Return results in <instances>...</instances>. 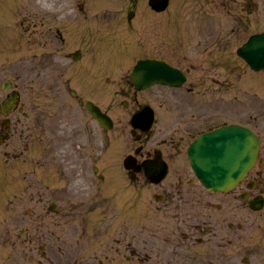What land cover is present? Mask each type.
<instances>
[{"label":"rangeland","instance_id":"374dc122","mask_svg":"<svg viewBox=\"0 0 264 264\" xmlns=\"http://www.w3.org/2000/svg\"><path fill=\"white\" fill-rule=\"evenodd\" d=\"M257 1L264 4V0ZM246 2L247 0H173L171 42L163 39L167 30L164 29L163 37H156L155 32L161 30L160 26L146 21L143 25L145 30H139L137 34L130 33L132 43L129 46L117 40H111L109 45L106 43L102 47L100 43H97V47L93 44V48L85 52L79 61L62 57L59 72L54 65L52 70H49L48 64L45 65L46 69L42 68L46 57L53 53V46L45 45V38L40 32L42 25L36 21L39 16V2L14 1V11L12 15H8V23L11 26L13 24V35L7 42V47L11 49L9 52L5 50L1 54L2 58L0 57V101L5 93L2 90L3 81L9 79L13 82L9 89H19L20 103L26 102L25 108L31 116L26 118L18 112L22 123L15 126L12 122L9 144L0 146V264H56L58 260L54 257L53 250L60 257L61 252L58 251L59 247L57 248L59 237L71 241L75 236V229L70 227L69 222L63 217L54 216L63 212L57 209L52 213L49 210L46 203L48 198H45V206L37 201L43 190L39 180L59 188L44 191L64 194L63 200H57L64 208L70 206L67 200L69 197H74V203L82 204L75 205L84 209L83 213L87 217L83 225L89 237L84 245L96 249L99 253L107 245L110 254L117 255L113 250L114 244H117L115 238L124 237L128 240L129 238L124 236L125 231L129 232L141 226L145 230L140 234L141 237L152 240V252L159 256L157 264H195L199 261L200 248L195 240L198 235L195 223L199 208H190L195 217L190 216L189 220H183L185 210L188 209L186 205L185 210L180 209L177 214L175 206L170 210L154 199L153 193L161 190V187L133 185L123 173L122 156L128 151H133L138 142L131 137L130 121L122 108V102L130 99L134 89L129 80V73L139 57L165 56L186 72L188 80L183 87L167 88L157 85L145 91L144 97H141L154 106L160 107L161 103L164 104L159 121L155 125L154 141L155 145L162 143L160 146L164 152L170 153L169 142H162V138L169 139L171 129H167V124L170 120L174 125L182 127V119L189 117L190 128L199 131L203 126L199 121H191L193 112L198 115L200 108L204 107L228 108L229 101H250L248 89L258 90L264 87L249 78V68L236 55L235 50L250 33L264 28V8L247 15ZM2 4L0 0V31L4 33L5 13L1 11ZM27 13L31 17L30 20H34V26L36 25L29 31L26 30V25L22 24L27 18ZM168 29H171L170 25ZM81 46L71 45L66 51ZM101 59L106 60L102 62L107 65L106 76L101 75L100 69L97 70ZM83 65H88L90 72L80 76L77 73L84 72ZM87 80L94 88L103 85L105 91L97 94L98 90L93 89V95L104 102L107 94L106 101L109 106L114 107V115H121L125 119H120L119 131H116V124L115 130H109V135L98 133L93 123V141L89 145L93 157L92 165L99 167V172L104 173L105 178L100 182V173L93 172L90 183L78 185L76 190H66L62 193L60 189L64 183L57 180L59 169L43 167L44 165L35 161L41 151L52 149L51 141L39 135L42 131L37 114L43 110L51 114L55 112L52 106H47L53 100L50 92H43V89H53L55 85L61 86L62 89H83V82ZM69 101L72 100L69 98ZM71 103L69 102V106ZM168 107L172 110L167 109ZM184 130L185 128L179 132L178 137L182 136ZM190 140V137H184L183 153L178 158L179 162H185V149ZM12 145L18 150L14 152V157L5 152L10 151ZM109 163L113 167L120 163L122 168V173L117 174L113 183L107 179ZM63 168L69 172L71 180L74 176L81 177L78 166L71 165V170ZM175 178L174 173H169L163 184L167 185ZM41 213L45 215L42 218L39 217ZM260 229H264V222H261ZM121 230L124 232L121 233ZM149 230L152 231L151 235ZM185 231L194 233L188 246L187 241L182 238ZM94 234L97 238L92 237ZM95 239L98 241L94 242ZM43 240L49 241L51 247L45 248L50 256L41 255L40 245ZM121 248L122 252L127 251L126 248ZM49 257L54 259L53 263L49 261ZM153 261H156L155 257L148 262ZM128 264L145 263L135 259Z\"/></svg>","mask_w":264,"mask_h":264},{"label":"flooded vegetation","instance_id":"af4514ba","mask_svg":"<svg viewBox=\"0 0 264 264\" xmlns=\"http://www.w3.org/2000/svg\"><path fill=\"white\" fill-rule=\"evenodd\" d=\"M1 2H3L1 11L13 13L12 0H9V3L8 0H1ZM172 2L173 0H153L154 4H151V0H40L38 6L39 24L42 25L40 32L45 38V45L53 46V53L46 57L42 68H45V65L48 64L49 70H52L54 65L56 70L61 72L60 59L62 57L73 59L72 57L77 55L75 52L80 51L79 56L81 59L85 52L93 48V44L100 43L102 40L104 42L117 40L121 43L124 40L122 31L139 30L144 27L143 23L146 24V21L153 22L157 27L160 26L161 30L155 32L156 37H163L165 30H167V34L163 39L171 42L172 12L174 11ZM162 4L166 6L162 9L158 8ZM218 6H221V4H218ZM246 6L247 15H252L255 11L264 8V4L257 0H247ZM26 16L27 18L24 19L22 24H25L26 30L29 31L32 26L35 27L36 25L34 26L33 19V21L30 20L31 17L28 13ZM169 25L171 29H168ZM3 31L4 33L0 31L1 58V54L5 50L10 51L11 48L7 47V42L10 41L13 35L12 28L9 29L7 26ZM71 45L82 46L66 51ZM156 57L170 61L165 56L156 55ZM84 67V72L77 74L85 76L90 72V69L87 68L88 65ZM247 67L249 68V78L251 77L257 84L264 87V69L254 71L249 65ZM99 69L101 75L105 74L106 76L108 70L106 66L104 64L99 65L97 70ZM158 86L169 87L165 85ZM52 88L43 89V92H50L53 100L47 106H52L55 112L51 114L43 110L37 114V120L40 122L42 131L39 135L41 138L44 137L51 141L52 149L41 151L35 161L39 165H44L43 167L51 166L54 169H59L57 180L64 183L63 190L60 189L64 193L66 190H76L78 185L90 183L93 172L100 173L99 167L92 165L93 157L89 151V145L93 141V123H95L98 133L109 135V130H115L116 124V131H119L120 119L125 118L121 115H114V107L109 106V102L106 101L107 94L104 102L101 101V98L93 95V89L98 90L96 91L97 94L104 92L103 86L91 87L87 80V82H83V89L74 87L62 89L59 85ZM133 88L130 99L122 102V108L130 121L131 137L138 144L133 151H128L122 156L121 164L124 175H127L133 185L147 184L156 188L161 187V190L158 189L153 193L154 199L170 210L171 207L175 206L174 210L177 214H179L180 209L185 210L186 205L188 209L185 210L183 220H189L190 216L195 217L190 208H199V216L195 223L198 235L195 240L200 248V258L195 264H264V229H260L261 222H264V95H262L264 89H256L257 91L248 89V94L251 97L250 101H230L228 108L204 107L200 108L198 115L193 112L190 116L192 122L199 121L203 126L199 131L197 130L198 134L228 122L251 128L259 138V151L256 161L245 177L228 191H214L206 189L199 179L194 176L188 157L184 156L185 162H179L178 160L181 153H183L182 142L184 137L191 138L197 134L188 125L189 117L182 119V127L174 125L170 119V121L168 120L167 129H171L170 136L169 139L162 138V142H169L170 153H165L160 146L162 143H156L157 145H155L154 141L156 136L155 125L159 121L160 111L164 104L161 103L160 107L158 105L154 106L153 103L151 104V102L141 98L144 97L143 93L146 90H137L134 86ZM2 90L5 93L0 101V137L6 138L1 140L0 145H8L12 136V122L15 123V126L22 123L18 112L26 118L31 115L25 108L26 102L20 103L21 94L19 89H4L2 87ZM13 94H15L16 100L8 101L7 99L12 98ZM69 98L72 101H69ZM80 99H82V102H79ZM87 100L94 101L100 107L101 118L99 120L85 107ZM3 102L4 106L2 105ZM69 102H72L70 106ZM167 109L172 110L171 107ZM143 110L151 111L153 114L154 123L147 129L141 128L144 126L142 122L138 126L131 124L132 117ZM108 117H111L113 121V127L110 129L107 126ZM184 128L185 130L181 134L184 137H178L179 132ZM159 132H162V130H159ZM16 151L18 150L12 145L10 151L5 152L6 154L9 152L14 157ZM20 153H23V149L20 150ZM157 158L166 161L167 176L169 173L176 175L175 180L167 185L163 184L167 176L159 182L153 180V177L156 176L153 169H155L158 162L156 161ZM71 165L78 166L81 171L80 178L77 176L72 178L75 181L70 179L69 172L63 168L71 170ZM108 165L110 166L108 167L107 179L113 183L117 174L122 173V168L120 163L116 167H113L110 163ZM103 174L101 172L98 176L100 182L101 179L105 178ZM38 183L43 190L37 201L44 203L45 198H48L46 203H48L49 210L52 213L56 212L57 209L59 212H63L54 216L57 218L63 217L64 220L70 223V227L75 229V236L71 241L59 237L57 248L59 247L58 251L61 252L60 257L53 250V255L58 260L56 264H121V262L122 264H128L135 261V259L145 264H157L159 256L152 252V240L148 237H141L140 234L145 231L141 226L129 230V232L125 231L124 236L128 237V240L124 237L115 238L117 244H114L113 250L117 255H111L107 245L103 247L101 253L88 245H84L89 237L83 225L87 217L83 213L84 209H80L75 205L82 204L74 203L72 199L74 197H69L67 200H69L70 206L64 208L57 202V200L64 199V194L55 191L49 193L44 191L59 188L47 185L42 180H39ZM43 205L45 206V203ZM43 216L45 215L39 214V217L42 218ZM56 225L59 226V224ZM120 232L123 233L124 230ZM149 233L151 235L152 231L149 230ZM92 237L97 238V235L94 234ZM193 237L194 233L190 234L186 231L182 235L183 240L187 241V246L189 239L192 240ZM97 241V239L94 240V242ZM42 243H44V246H50L49 241L45 242L43 240ZM70 243L75 246L73 247ZM121 247L126 248L127 251L122 252ZM45 254L46 256L51 255H49V251ZM153 257L156 258V261L149 263L148 261ZM49 261L53 263L54 259L49 257Z\"/></svg>","mask_w":264,"mask_h":264},{"label":"water","instance_id":"95a60500","mask_svg":"<svg viewBox=\"0 0 264 264\" xmlns=\"http://www.w3.org/2000/svg\"><path fill=\"white\" fill-rule=\"evenodd\" d=\"M239 50L248 60L257 59V68L264 66V37L254 36ZM251 42V41H250ZM252 47L249 50V46ZM248 48V49H247ZM132 79L138 88L148 87L155 81L180 84L184 76L179 69L158 60L141 59L136 64ZM95 115L98 111L91 107ZM256 139L251 131L238 125L222 126L204 133L189 149L195 173L207 187L227 189L245 174L255 157Z\"/></svg>","mask_w":264,"mask_h":264}]
</instances>
